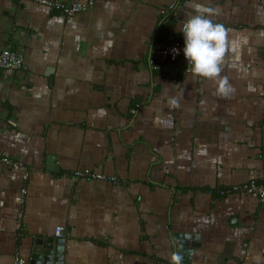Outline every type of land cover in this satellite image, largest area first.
Masks as SVG:
<instances>
[{"label": "crops", "instance_id": "1", "mask_svg": "<svg viewBox=\"0 0 264 264\" xmlns=\"http://www.w3.org/2000/svg\"><path fill=\"white\" fill-rule=\"evenodd\" d=\"M65 1L92 8L0 0V52L24 60L0 70V156L20 165L0 164V264L35 238L64 239L63 264H174L178 235L181 264H264V202L234 190L264 176V0ZM194 2L239 45L226 96L154 68Z\"/></svg>", "mask_w": 264, "mask_h": 264}, {"label": "clouds", "instance_id": "2", "mask_svg": "<svg viewBox=\"0 0 264 264\" xmlns=\"http://www.w3.org/2000/svg\"><path fill=\"white\" fill-rule=\"evenodd\" d=\"M191 7L195 14L180 26L184 37V57L193 76L217 81L218 94L226 96L232 89L227 78L220 77L223 61L225 55L229 51L235 52L239 45L229 41L230 29L214 22L213 17L218 14L216 9L195 2ZM170 104L179 107L178 100L173 99ZM171 259L174 264H181L179 254H173Z\"/></svg>", "mask_w": 264, "mask_h": 264}, {"label": "built area", "instance_id": "3", "mask_svg": "<svg viewBox=\"0 0 264 264\" xmlns=\"http://www.w3.org/2000/svg\"><path fill=\"white\" fill-rule=\"evenodd\" d=\"M29 2L36 3L38 5L45 6L51 10H59L64 16L72 17L75 14L88 10L92 8V2L78 3V2H66L65 0H25ZM176 4L161 10L163 15H171L176 17ZM186 21L182 22L185 23ZM184 37L182 32L178 38L157 43L153 48V62L155 63L154 68H158L163 64H172L177 68L185 69L191 71V66L188 65L187 60L183 54L184 48ZM23 56L17 51L13 50L11 47H6L0 52V70H19L23 68ZM158 66V67H157ZM0 164H5L11 168L17 170L20 168V165L12 160L0 156ZM75 178L79 177H88L92 179H105L104 176L96 174H84L76 173ZM237 192H246L258 198L260 202H264V176L259 180H255L249 183H246L242 186L234 188ZM24 194L25 191L23 190ZM18 217L21 218V214H18ZM55 236L60 238L62 237V229L58 228L55 231ZM14 264H24V260L20 257H16Z\"/></svg>", "mask_w": 264, "mask_h": 264}, {"label": "water", "instance_id": "4", "mask_svg": "<svg viewBox=\"0 0 264 264\" xmlns=\"http://www.w3.org/2000/svg\"><path fill=\"white\" fill-rule=\"evenodd\" d=\"M163 71L176 76L180 72L178 68H176L172 64H166L162 68ZM179 237L188 239H193L189 236H182L178 235L176 238V245L177 253L182 256V261H184L183 256L189 255L191 253V250H185V247L187 246V242L183 243L179 241ZM64 245L65 240L64 239H52V238H35L33 240V246L31 250V255L29 257V263L28 264H63V252H64ZM192 245V244H188ZM194 246V244H193ZM192 248V247H191Z\"/></svg>", "mask_w": 264, "mask_h": 264}, {"label": "trees", "instance_id": "5", "mask_svg": "<svg viewBox=\"0 0 264 264\" xmlns=\"http://www.w3.org/2000/svg\"><path fill=\"white\" fill-rule=\"evenodd\" d=\"M13 49V48H12ZM14 50V49H13Z\"/></svg>", "mask_w": 264, "mask_h": 264}]
</instances>
